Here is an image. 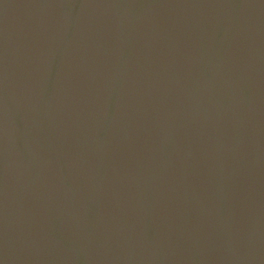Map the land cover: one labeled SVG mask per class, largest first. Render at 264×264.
I'll use <instances>...</instances> for the list:
<instances>
[{"label": "water", "instance_id": "obj_1", "mask_svg": "<svg viewBox=\"0 0 264 264\" xmlns=\"http://www.w3.org/2000/svg\"><path fill=\"white\" fill-rule=\"evenodd\" d=\"M0 264H264V0H0Z\"/></svg>", "mask_w": 264, "mask_h": 264}]
</instances>
